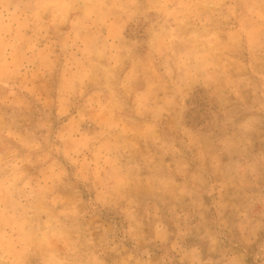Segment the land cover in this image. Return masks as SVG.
Segmentation results:
<instances>
[{
  "label": "rangeland",
  "instance_id": "374dc122",
  "mask_svg": "<svg viewBox=\"0 0 264 264\" xmlns=\"http://www.w3.org/2000/svg\"><path fill=\"white\" fill-rule=\"evenodd\" d=\"M0 264H264V0H0Z\"/></svg>",
  "mask_w": 264,
  "mask_h": 264
}]
</instances>
